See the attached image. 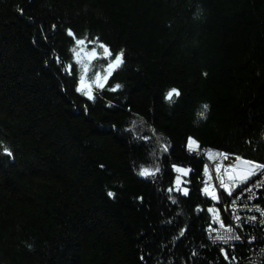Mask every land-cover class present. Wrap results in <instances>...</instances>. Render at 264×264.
<instances>
[{"label": "trees", "instance_id": "1", "mask_svg": "<svg viewBox=\"0 0 264 264\" xmlns=\"http://www.w3.org/2000/svg\"><path fill=\"white\" fill-rule=\"evenodd\" d=\"M69 29L125 54L94 101L77 91ZM171 89L180 95L168 100ZM189 137L264 163V0H0V264L260 254L257 227L228 260L209 241L212 204ZM173 165L192 167L187 186Z\"/></svg>", "mask_w": 264, "mask_h": 264}, {"label": "snow or ice", "instance_id": "2", "mask_svg": "<svg viewBox=\"0 0 264 264\" xmlns=\"http://www.w3.org/2000/svg\"><path fill=\"white\" fill-rule=\"evenodd\" d=\"M69 36H72L75 39V44L78 47H74L71 51L75 54V63L79 65L81 69V74L79 76V87L77 91L81 92L83 95L87 96L89 100H95L94 90L95 89H104L108 84L110 77H112L113 73L116 69H118L124 63V52L120 51L118 53H114L109 45L101 42L99 37H97L94 41H87L85 39L77 38L76 34L69 29ZM90 45V46H89ZM96 61H104L105 63L100 65L99 70H96L94 62ZM68 70L71 71L73 69V65L69 64ZM91 73V76L89 75ZM121 87V85L116 84L115 87L110 88L111 91H116ZM179 96L180 92L177 89H171L167 94L166 98L168 100H172L173 95ZM207 109V105L203 106ZM203 116L204 113H201ZM147 139V137H145ZM200 143L192 137L188 138L187 148L192 152H198L200 150ZM4 153L8 156H12V152L9 148L4 147ZM163 151H168V146L164 145ZM217 158H220L222 161H229L230 154L227 152H218L213 151L211 149L207 150V159L210 162L214 163L215 173L219 179V188L223 189L225 193L229 196L233 195V188H239L240 185L246 184L249 179L253 176H257L260 173H264V163L257 162L252 159H245L240 156H236L235 160L231 163H215ZM173 168L177 173L187 174L190 169L178 167L173 165ZM160 169L157 167L155 169H150L147 167H143L139 173L141 176H152L159 172ZM204 172L208 177V183L204 187V193L209 196L212 200L218 201L220 199L217 188L214 184L211 183L213 180V174L209 168V165L206 163L204 165ZM181 181L179 177L176 179V184L180 185ZM171 191V189H169ZM247 191H251V189H247ZM185 194H187V189H184ZM109 196H113L114 193L109 192ZM214 217V220L219 222L220 227H226L223 220L219 216V210L215 207H211L207 210ZM237 219H240L237 216ZM255 219V217H253ZM228 232H232L233 229L228 226ZM211 231H216L215 228L211 229ZM183 234V233H181ZM239 236L233 235H218L215 237L217 240L223 241L225 244L229 242V240L239 239ZM224 251V255L227 258L228 252Z\"/></svg>", "mask_w": 264, "mask_h": 264}, {"label": "built area", "instance_id": "3", "mask_svg": "<svg viewBox=\"0 0 264 264\" xmlns=\"http://www.w3.org/2000/svg\"><path fill=\"white\" fill-rule=\"evenodd\" d=\"M197 152H194L196 154ZM233 159L230 157L229 161H225L226 163H231ZM218 191L220 199L217 201L219 204H221L223 207L231 206L229 211L227 213V221L228 226H230L233 231L228 232L227 228L228 226L221 229V231H208V236L211 239L212 242H221L224 243L221 240L215 239L218 235H233V236H239L240 238L229 240L227 245L229 244L230 251H235L236 246L242 245L245 241V236L247 235L248 229L252 227L259 228L261 237L256 240V243H259L260 239L264 240V224H253L251 222V219L255 217L253 220H257L260 223H264L263 214L264 209L257 208L253 206L254 200H259V196L261 195L260 189L264 187V173H260L257 176H253L252 179L249 182V185L246 188H243L246 192L242 195H236V191L241 190L236 188H233V195L229 196L227 193L224 192L223 189L219 188V182L213 183ZM247 189H251V191H247ZM223 193L229 197V199H225L223 196ZM237 216L240 217V219H237ZM216 229V228H215ZM259 233V235H260ZM255 239V238H254ZM249 244H255L254 241L250 240ZM261 242V241H260ZM261 245V243L259 244ZM258 245V246H259ZM264 245V244H263ZM256 245V247H258ZM264 252H261L260 254L253 252L252 254H249V257L247 261H241L237 263L236 256L234 255V263L230 262V264H263L264 263ZM251 257V258H250Z\"/></svg>", "mask_w": 264, "mask_h": 264}, {"label": "bare ground", "instance_id": "4", "mask_svg": "<svg viewBox=\"0 0 264 264\" xmlns=\"http://www.w3.org/2000/svg\"><path fill=\"white\" fill-rule=\"evenodd\" d=\"M218 152H220V151H218ZM186 154H187L188 156H190V157H194V158H196L197 160L201 161V162L203 163V166L207 163V164L209 165V168H210L212 174H213V180L211 181V183L213 184L214 182H219V179H218V177H217V175H216V173H215V166H214V163L208 161V159H207V150H206V149L200 148V150H199L196 154H194V152L190 151V150L187 148V145H186ZM215 163H226V162L220 160V158H217V161H216ZM176 166H178V167H182V168H186V169H190V171H189L187 174H183V173H177L176 170L172 167L173 173H174V175H175L174 182L176 183V179H177V177H179V179H180V181H181L180 186H187V185H183V184H186L187 179H188V178H191V176H192V174H193V172H194L193 169H192V167H190V166H184V165H176ZM201 179H202V182H201V185H200V190H201V192H202V195L205 197V199H208L209 196H207V195L204 193V191H203L204 187H205L206 184L208 183V177H207V175H206L205 172H204V167H203V170H202V173H201ZM187 184H188V182H187ZM176 190H177V191H176ZM176 190H175L174 194L178 195L181 191L178 190V189H176ZM259 191H260V193H263V192H264V187H262ZM245 192H246L245 190L241 189V190L236 191L235 194H236V195H242V194H244ZM223 196H224V198L227 197V195H226L225 193H223ZM260 196H262V195H260ZM253 206H254V207H257V208H262V209H264V201L262 202V200H261L260 198H259V200H254V202H253ZM230 207H231V206H226V207H224V211H225V212H228L229 209H230ZM262 216H263V219H264V214H263ZM251 222H252L253 224H264V223H260V222L257 221V220H253V219H251Z\"/></svg>", "mask_w": 264, "mask_h": 264}, {"label": "rangeland", "instance_id": "5", "mask_svg": "<svg viewBox=\"0 0 264 264\" xmlns=\"http://www.w3.org/2000/svg\"><path fill=\"white\" fill-rule=\"evenodd\" d=\"M78 47V46H77ZM96 91H97V93H99V91H100V89H96ZM261 237V235L259 236V238ZM259 251H262V252H264L263 251V247H261V246H258V247H256ZM253 252H254V249H251V250H249V252H248V254H252V256H253ZM251 258V257H250ZM237 263H239V260H238V262Z\"/></svg>", "mask_w": 264, "mask_h": 264}, {"label": "water", "instance_id": "6", "mask_svg": "<svg viewBox=\"0 0 264 264\" xmlns=\"http://www.w3.org/2000/svg\"><path fill=\"white\" fill-rule=\"evenodd\" d=\"M177 191V190H176Z\"/></svg>", "mask_w": 264, "mask_h": 264}]
</instances>
